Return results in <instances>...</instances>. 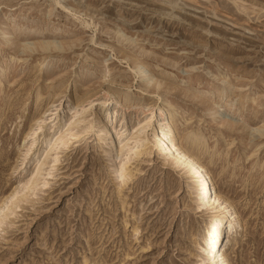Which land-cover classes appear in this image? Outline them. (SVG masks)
<instances>
[{
  "label": "rangeland",
  "instance_id": "1",
  "mask_svg": "<svg viewBox=\"0 0 264 264\" xmlns=\"http://www.w3.org/2000/svg\"><path fill=\"white\" fill-rule=\"evenodd\" d=\"M160 108L235 207L230 264H264V0H0V204L22 192L0 264H209L193 179L142 151ZM146 120L144 140L120 149ZM47 152L50 174L27 191Z\"/></svg>",
  "mask_w": 264,
  "mask_h": 264
},
{
  "label": "bare ground",
  "instance_id": "2",
  "mask_svg": "<svg viewBox=\"0 0 264 264\" xmlns=\"http://www.w3.org/2000/svg\"><path fill=\"white\" fill-rule=\"evenodd\" d=\"M140 77L142 80L148 78L146 69L142 71ZM38 96L37 98L39 100L40 96ZM158 116V123L155 128H153L150 146L144 148L142 151L146 153L151 151L153 147H156L161 155L173 156L177 164L183 166L184 169H187V172L193 179V195L197 200L196 208L198 210H206L209 213L205 234L199 244L203 262L207 261L209 264H230L225 253L228 240H224V235L225 232L226 234H229L233 229L232 220L235 207L226 199H223L222 195L214 191L215 184L206 166L188 149H186L184 145L179 143L177 140L178 132L176 124L173 120L169 121V118L167 119L165 108L159 109ZM113 117L114 116L109 111V105L103 107L98 114V122L100 123L98 131L99 140L103 143L105 152L109 157L115 152V148L117 146L116 139L119 137V132L116 131L118 125L114 124L115 122H111ZM120 120H122V117L118 119V121ZM123 124L124 123H122L121 126ZM75 127H77V125H75ZM75 127L74 123L70 121L66 132L59 135L54 140L53 146L49 148V151L63 143L67 136H72L71 131ZM148 127L149 122L146 120L138 128H136V130L132 133L133 135L129 137L126 142L119 143L120 149L125 150L128 148V150H131L135 148L136 146H132L131 144L133 142L143 141L144 138L142 134ZM124 154L126 155L130 153L127 151V153L125 152ZM49 155V152H47L43 159L39 158L37 160L35 165L37 169L34 173H32L33 175L29 181H27V191H33L40 183L41 179H46L44 176L46 174H50V172H46V165L51 163V161L48 160ZM127 170L128 168L125 166V163H121L116 166L115 172L123 178L122 184H125L132 176ZM21 194V190L16 187L6 198L7 200H11L10 204L4 205V201L0 204V224L17 207L19 200L22 199ZM12 201L14 202L12 203Z\"/></svg>",
  "mask_w": 264,
  "mask_h": 264
}]
</instances>
